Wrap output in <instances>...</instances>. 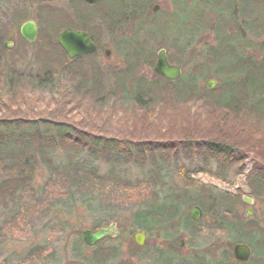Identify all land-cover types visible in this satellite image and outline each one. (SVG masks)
I'll use <instances>...</instances> for the list:
<instances>
[{"label": "rangeland", "instance_id": "374dc122", "mask_svg": "<svg viewBox=\"0 0 264 264\" xmlns=\"http://www.w3.org/2000/svg\"><path fill=\"white\" fill-rule=\"evenodd\" d=\"M117 1L109 0V4L114 7L118 3ZM143 1L139 0L138 3H143ZM73 2L74 0H0L1 21L8 29L7 38L0 42V118L6 116L3 105L8 104L12 96L15 95V90L7 87L6 79L9 80L10 73L15 75L19 72L23 74V80L18 82L16 76H12L14 77L12 80L19 89H24L22 91L25 97L24 104L21 113H19L22 116L63 121L76 125L75 127L80 130L122 139L134 144L141 141L152 142V145L183 141L182 138H185L186 135H182V131L180 133L178 127L174 128L168 123V114L174 116L178 121L189 116V124H194V130L198 131L197 134L191 135L195 137L189 139L190 141L192 139L197 141L204 135L207 137L215 135L213 132H217L216 128L219 125L214 124L215 120L226 108L221 107L222 109L219 108L217 111L215 109L217 106L213 102L204 103L198 99L197 103L192 106L191 104H175L172 98H169L171 96L166 94L165 97L157 99L160 104L159 109L145 112L135 108L136 104L124 98V95H115L111 97V100L107 99V89L109 84L114 81V78H110L111 69L125 68L130 64L126 52L120 51L121 41L125 38H132L139 24L144 20H158L163 28L165 26L171 28L169 26L171 24H166L172 20L175 24L171 30L175 33L179 31V27L184 28V25L180 26L183 20L184 22L198 21L200 23L202 21L200 15L208 18L209 27L196 33L193 44L184 52L182 49L183 58L181 61L184 67H182L181 77L190 73V70L196 68L197 65L201 67L199 53L204 47H214L218 36L215 32L217 30L214 29L216 17L209 13L207 4L194 0L193 4H188L190 8H185L188 12L186 17L181 11L184 7L183 3L178 8L177 0H148L141 19L127 13V20L120 19L113 22L111 19L102 18V15H95L92 19H88L86 24L95 33L99 45L97 52L93 53L94 56L85 55L78 62L70 63L68 67L65 65L62 75L51 79L50 84H33L31 77L43 76L46 68L45 63L48 61L47 58H42L44 56L40 52H48V41L56 39L60 33L51 32L48 16L46 17L42 8L45 9L48 6L59 8L69 14L75 20L74 23H78L76 15H73L74 8L71 7ZM225 2L227 9L228 2L237 5L235 0H225ZM156 4L159 5V9L155 12L153 7ZM16 9L22 13V17L27 16L22 22L13 21ZM170 14L173 15L172 18L168 17ZM228 15L229 12L224 10V12L220 11L218 16L227 17ZM205 18L203 17V19ZM27 20H34L38 24V37L32 43L27 41L20 32L21 25ZM63 21L64 18L61 22L63 23ZM176 22L178 27H175ZM252 24L254 23L252 22ZM256 24L258 25V23ZM252 31L254 28L250 24V32L252 33ZM171 38L173 40V37ZM247 38L246 45H244L245 52L261 59L264 54V48L261 45L264 42V36L254 40H252V36ZM173 41L160 34V36L149 40V45L158 46L156 50L166 48L168 56L171 55L173 59H176L179 56V48L175 41V46H173ZM7 42L13 43L10 48L5 47ZM237 44L238 42L234 43L235 48H237ZM178 45L180 46L179 42ZM106 49L111 50L110 55L106 54ZM224 57L227 58L228 55ZM66 58L69 59L67 55ZM156 60L157 55L152 65H149V62L145 64L141 62L138 72L152 79L155 76ZM172 63L179 65L178 62L173 61ZM92 68H102L103 71L102 73L97 72V76H95ZM207 69L206 71L210 75L200 79L199 87H206L207 81L214 79L217 81L216 86L212 89L206 88L220 92L222 78L212 76V70L209 67ZM81 77L88 84L81 82ZM99 80H103L105 83L102 92L103 98L99 102L101 105L97 104V95L91 86L92 81L94 83ZM74 84L79 85L78 89L86 84L85 88L82 87L80 90L78 98L76 90H69L73 88L71 85ZM17 96L21 99L19 93ZM167 100L169 103L165 104ZM77 103L81 105L76 108ZM195 113L199 115L201 121L193 120L192 115ZM244 116L247 117L244 118ZM241 117L242 121L250 127L248 132L244 133V129L236 130L232 126L233 129H226L224 136L217 135V137L210 138L223 139L237 147L239 152H243V163H236L233 167L228 168L224 165L220 166L216 159H212L207 164L204 161L205 152L197 153L193 151L195 149H192L191 158L174 159L178 163L173 162L172 159L167 162V165H164L165 172L169 176L163 185L157 187H152L147 181L150 178L151 166H153L147 148H145V152L148 156L143 163L132 162L123 165L119 169L121 176L116 175V178L108 176L110 165L101 163V178L99 179L103 180L101 182L100 180L86 181V186H81L84 182V175L80 176L82 177L80 179L83 180L79 184L78 176H67L62 169L55 170L50 175L47 166L38 165L34 177V192L18 193L11 201H6V204L0 198V264H172V260L173 264L177 262L179 264H195V255L202 250H205L206 263L217 264L223 260L224 256H227L228 250L233 254L234 244H230L232 238L216 223L215 214L204 212L197 220L200 222L197 231L193 232L183 228L181 229L182 234L168 239L164 238L162 229L155 223L150 222L152 224L150 230L140 227V225H133L134 214L137 208L145 203L148 194L151 197L153 192L158 195L160 201L172 193L186 192L193 197L208 198L210 196L208 192H226L238 197V204L235 208L233 207V210L241 221L252 220L254 226L264 225V190L261 185L253 184L252 186L249 182L252 170L258 165L264 166V154L260 153L263 151L258 150L260 152L257 153L256 146L253 144V141L264 139V123L261 125L262 121L250 115L242 114ZM199 130L202 133H199ZM177 146H182V144ZM151 155H153L152 152ZM156 155L159 156V153ZM65 159L67 160V156L63 155L62 161L64 162ZM58 163H61V160ZM178 166L185 167L190 172V180L182 176L177 169ZM200 168H206L208 171L196 172ZM1 174L3 173L0 170V177ZM98 195H101L105 202L111 201L112 208L93 212L83 206V201ZM249 199L252 200L251 204L247 202ZM192 207L186 209L188 210L187 214ZM249 207L253 210L252 216L247 215ZM113 221L117 222V227L120 229L119 237L109 236L93 246L86 245L82 241L83 230L102 227ZM141 230H145L149 235L144 247L136 244L133 239V234ZM179 239L184 240L183 246L178 244ZM243 240L249 239L245 236ZM35 246L34 253H31ZM115 246L119 248V257L117 255L107 260L101 259V254H105L107 250ZM253 246H251L252 264L264 263L263 258L256 256L254 250L257 246L254 244ZM162 252L164 253L162 254ZM257 252L260 253L259 248H257ZM181 258H184L185 261L181 262Z\"/></svg>", "mask_w": 264, "mask_h": 264}, {"label": "trees", "instance_id": "16d2710c", "mask_svg": "<svg viewBox=\"0 0 264 264\" xmlns=\"http://www.w3.org/2000/svg\"><path fill=\"white\" fill-rule=\"evenodd\" d=\"M144 1L143 3H138L139 0H118V3L113 7L109 4V0H102L94 4H88L85 0H74L71 7L74 8L75 12L73 15H76L78 23H74L75 20L59 8L48 6L42 9L45 11L46 17L48 16L51 32L54 31V33L58 34L66 27H79V29H87L93 40L97 42L95 33L86 25L88 19H92L95 15H102V18H108L116 22L120 19L127 20V13L141 19L143 17L141 14L148 3V0ZM193 1L177 0L178 8L181 3L184 5L181 11L185 17L188 14L185 8H190L188 4H193ZM201 1L208 5L209 13L215 15L214 29L217 30L215 32L218 35L217 43L214 47H210L211 49L204 47L199 53L201 56L199 64L203 69L197 65L196 68L190 70V73H186V76L184 75L176 82H170L156 73H154L155 76L152 79L140 74L138 71L141 62L143 64L149 62V65H152L156 59L158 46L149 45V40L160 36V34L165 36V38L171 39V41L174 40L179 48H177L179 56L173 59L170 55L169 59L172 62H178L181 67H184L181 61L183 52L193 44L196 33L201 32L203 28L209 27V24H207L208 18L203 15H200L203 21H200V23L198 21L194 23L184 22L183 20L180 26L184 25V28L179 27V31L175 33L171 30L175 24L172 20L166 24H171L169 25L171 28L168 26L163 28L158 20L146 21L143 19L144 21L139 24L134 36L121 41L122 48L120 51L122 53L126 52L125 54L127 60H130V64L125 68L111 69L110 78H114V81L109 84L107 89V99L111 100V97L115 95H124V98L136 104L135 108L145 112L159 109L160 104L157 99L165 97L166 94L171 96L169 98H172L175 104H191L192 106L197 103L198 99L204 103L213 102L217 106L215 108L217 111L219 108L226 109L218 115L215 123L213 122L219 125L216 128L217 132H213L215 135L210 137L222 136L226 129H233V127L236 130L244 129L243 131L246 133L250 127L242 121V114L250 115L262 121L261 125L264 123V54L261 59H258L256 56L245 52L246 47H244L248 36H252V40L264 36V0H235L237 5L228 2V9L225 7V0H198V2ZM224 10L229 12V15L227 17H219V12H224ZM172 14L168 17L172 18ZM26 17H22V13L16 9L13 21L22 22ZM252 17L255 18L252 19ZM63 18L64 21L62 23ZM250 24L254 28L252 33L250 32ZM178 26L176 22L175 27ZM7 36L8 29L2 24L0 17V42L2 39H6ZM171 37H173V40ZM48 42V52H40L44 56L42 58L48 59L45 63L44 74L43 76L31 77V82L36 85L50 84L51 79L62 75L65 65L68 67L70 63L73 64L84 58L79 57L69 60L66 58L57 39H52V41L49 40ZM175 42L173 46H175ZM237 42V48H235L234 43ZM242 44L243 46H241ZM261 45L264 48V42ZM247 48L252 49L251 47ZM225 55H228V57L225 58ZM91 56L93 57L94 54L89 55V57ZM208 67L213 72L212 76L222 78L220 92L208 90L206 87H199L200 79L207 78L210 75L206 71ZM91 70L95 76H97V72L102 73L103 71L102 68H92ZM15 71L17 72V70ZM12 76H16L18 82L24 78L23 74L19 72L15 75L9 74L10 78L8 77L9 80L6 79V85L11 90H15V95L12 96L8 104L3 105L6 110L4 111L6 116L0 118V170L3 173L0 177V198L5 204L6 201H11L18 193H32L35 191L34 177L36 168L40 164L48 167L50 175L55 170L62 169L67 176H78L79 184L84 179L81 186H86V181L100 180L101 182L103 180L99 179L101 178V163L110 165L108 176L116 178L121 176L119 169L123 165L132 162L143 163L149 154L153 166H151L150 178L147 181L152 187H157L158 185H163L165 179L169 176L165 172L166 167L164 165H167V162L172 159L173 162L178 163L174 159L178 160L180 157L191 158L192 149H195L193 151L197 153L204 151V161L207 164L212 159H216L220 166L224 165L229 168L236 163H243L244 161L243 152H239L237 147L223 139H213L203 134L204 136L198 138L197 141L196 139L190 141L189 139L195 137L191 135L197 134L198 131L194 130V124H189V116L182 119V121H178L174 116L167 115L168 123L174 128L178 127V131L180 133L182 131V135H186L184 136L185 138H182L183 141L152 145V142L141 141L134 144L122 139L80 130L75 127L76 125L63 121L19 115L24 104L25 97L22 92L24 89H19L14 84V80H12L14 77ZM81 82H85L83 77H81ZM85 83L88 84L87 81ZM86 84L82 87L85 88ZM57 85L55 86L57 87ZM104 85L103 80L94 81V83L92 81L91 84L95 90L93 92L97 95L96 101L98 105H101L99 102L103 98ZM71 86L73 88L69 90H76L78 92L76 97H80L79 94L82 87L78 89L79 85L76 86L74 84ZM17 93H19L21 99H19ZM166 103H169V100ZM80 105V103H77L75 106L77 108ZM192 118L196 122L201 121V118L196 113L192 115ZM199 133L202 132L200 131ZM261 139L260 141H253V144L256 146L257 153L263 151L260 153L264 154V139ZM178 144H182V146H177ZM145 148H147L148 154H146ZM151 152L153 155H151ZM156 153H159V156ZM63 155L67 156V160L65 159L64 162L62 161ZM59 160H61V163H58ZM177 169H179L178 171L184 178L190 180V172L185 167L178 166ZM202 170L208 171L206 168H200L196 172ZM82 175L85 178L81 180L80 178L82 177L80 176ZM249 182L252 186L253 184L261 185L264 190V166L258 165L252 170ZM208 194L210 196L204 198L200 196L193 197L190 193L186 194V192L172 193L167 198L162 199V201H160L155 192H153L151 197L148 194L145 203L135 211L133 225H140V227L150 230V225L155 223L162 229V234L166 239L172 236H179L182 234L181 229L183 228L194 232L195 230L197 231V226L200 222L192 219L189 213L187 214L188 210L186 209L199 205L203 213L209 212L212 215H216L214 217L217 219L216 223L232 238L230 244L246 242L252 247H254V244L260 249V253L257 252V248L254 250L256 256L264 259V225L254 226L252 225V220L241 221L233 210V207L235 208L238 204V197L226 192H208ZM110 203L111 201L105 202L103 197L98 195L83 201V206L90 211L97 212L112 208ZM245 236L249 240L244 241L243 237ZM34 248L36 246L33 247L31 253H34ZM110 250H107L105 254H101V259L107 260L117 255L118 257L120 256L117 246ZM204 251L196 253L195 264H209L205 262ZM227 253V256H224L223 260L217 264L253 263L252 260L247 263L238 262L234 259L230 250ZM180 261L184 262L185 260L181 258ZM173 263L174 261L172 260ZM176 264L179 263L177 262ZM260 264L264 263L261 262Z\"/></svg>", "mask_w": 264, "mask_h": 264}, {"label": "water", "instance_id": "95a60500", "mask_svg": "<svg viewBox=\"0 0 264 264\" xmlns=\"http://www.w3.org/2000/svg\"><path fill=\"white\" fill-rule=\"evenodd\" d=\"M101 0H86V2L93 4ZM159 5L156 4L153 7V11H158ZM21 35L29 42H35L38 37V25L34 20H28L21 25L20 28ZM57 41L59 45L63 48L65 53L70 59H75L77 57L94 53L98 49V45L94 42L90 34L81 29H76L73 27H67L57 36ZM12 42L5 43L6 48L12 46ZM111 50L106 49V54L110 55ZM154 71L165 77L167 80L175 82L178 81L182 76V68L177 64H172L167 55V50L161 48L157 52V61L154 67ZM217 81L210 79L206 83L208 89H212L216 86ZM249 204L252 203V200L247 201ZM203 214L201 207L194 206L190 210V216L194 220H198ZM247 215L252 216L253 210L251 207L247 210ZM120 235V230L117 227L116 222H112L109 225H105L101 228L92 230L85 229L81 233V238L86 245L93 246L106 237L114 236L118 237ZM133 239L136 244L139 246H144L148 240V234L146 231H136L133 234ZM179 245H184V240L179 241ZM234 256L237 260L241 262L249 261L251 257V248L246 243H237L234 246Z\"/></svg>", "mask_w": 264, "mask_h": 264}]
</instances>
